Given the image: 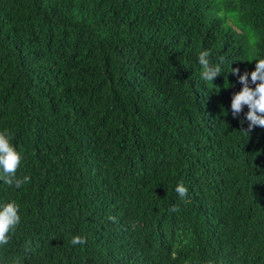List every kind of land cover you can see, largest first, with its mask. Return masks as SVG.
<instances>
[{"label":"trees","instance_id":"1","mask_svg":"<svg viewBox=\"0 0 264 264\" xmlns=\"http://www.w3.org/2000/svg\"><path fill=\"white\" fill-rule=\"evenodd\" d=\"M259 59L264 0H0V130L31 178L0 181V264H264V128L231 111Z\"/></svg>","mask_w":264,"mask_h":264},{"label":"clouds","instance_id":"2","mask_svg":"<svg viewBox=\"0 0 264 264\" xmlns=\"http://www.w3.org/2000/svg\"><path fill=\"white\" fill-rule=\"evenodd\" d=\"M210 53L208 51L200 52L198 61L203 68L201 77L205 81H214L221 74L218 66H214L209 61ZM255 70L251 73L245 71L240 74V69H231V73L238 76V81L243 85L242 90L235 93L231 102V111L233 118H238L245 106L248 107L246 120L249 122L248 129L250 132L255 127L264 128V59L256 60ZM223 62V58H221ZM250 76V80H249ZM255 85V87H252ZM231 86V85H230ZM230 86H225L230 87ZM244 123V121H241ZM12 136L5 130H0V181L9 185L20 188L22 185L30 182L29 176L18 179L17 171L21 166L22 155L11 143ZM176 193L183 200L188 196V188L179 183L175 188ZM176 210V209H173ZM109 220L116 222L115 216H110ZM21 223L20 205L15 201L7 202L0 205V246L9 243L10 233L14 232ZM86 237L76 235L70 240L71 245L86 244Z\"/></svg>","mask_w":264,"mask_h":264},{"label":"rangeland","instance_id":"3","mask_svg":"<svg viewBox=\"0 0 264 264\" xmlns=\"http://www.w3.org/2000/svg\"><path fill=\"white\" fill-rule=\"evenodd\" d=\"M215 3H216V1H215ZM213 11H214L217 15H219V16H221L222 13H223L222 10L219 9V8H218V10H216V8H215V10H213ZM227 21H228L229 24H231L233 27H235V28L237 29V31L240 30V29L237 28V25L234 23V21L232 20V18L229 17V18L227 19ZM253 42H254V40H253ZM253 42H252V43H253ZM252 43H251V44H252ZM251 50H253V46H252V45H251Z\"/></svg>","mask_w":264,"mask_h":264}]
</instances>
